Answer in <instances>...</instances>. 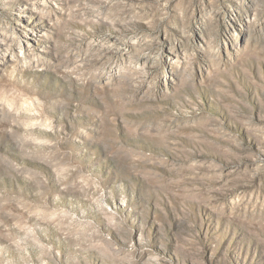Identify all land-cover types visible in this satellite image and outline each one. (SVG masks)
<instances>
[{"label":"rangeland","instance_id":"obj_1","mask_svg":"<svg viewBox=\"0 0 264 264\" xmlns=\"http://www.w3.org/2000/svg\"><path fill=\"white\" fill-rule=\"evenodd\" d=\"M0 264H264V0H0Z\"/></svg>","mask_w":264,"mask_h":264}]
</instances>
